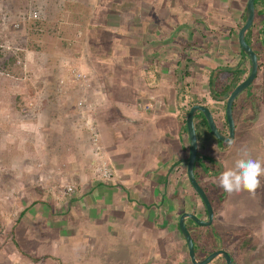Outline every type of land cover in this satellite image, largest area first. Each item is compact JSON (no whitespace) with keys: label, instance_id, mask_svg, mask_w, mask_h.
Wrapping results in <instances>:
<instances>
[{"label":"crops","instance_id":"obj_1","mask_svg":"<svg viewBox=\"0 0 264 264\" xmlns=\"http://www.w3.org/2000/svg\"><path fill=\"white\" fill-rule=\"evenodd\" d=\"M59 1L57 5H61V8L60 10L57 8V11L69 15L76 14V18L67 17L60 20L46 18V27L52 37L48 42L36 40L42 49L32 47L31 51L39 55V58L44 55V60L53 58L55 62L40 77L42 80L40 87L42 84L46 87L39 90L31 88L24 98L21 95L16 96V102L8 110L11 112L8 124L17 131L13 137L18 138L19 135L17 142H24V148L29 149L19 148L21 149L19 151L10 144L8 150L0 151V174L12 173L11 186L7 185L11 190L10 198L13 200L10 204L13 203L12 206L20 211L17 226L14 228V242L10 244L12 247L10 256L14 258L12 261L22 256L26 261L33 262L25 257L22 248H18L21 246L16 238L36 237L27 236L31 225L35 226L40 221L42 226L44 221L49 225L57 223V226L66 232L76 226V237L84 241L85 249L90 253H96L98 248L104 246L115 248L117 245L114 240L123 237L131 239L132 243L146 246L147 250L139 251L137 264L170 262L171 259H167V255H170L168 253L174 247L179 251L173 255L171 264L176 263L177 253L180 254L183 263H191L188 260L185 238L179 229V220L184 213H195L201 219L200 215L193 211V207L196 205L197 209L200 206L202 211L204 208L187 176L190 139L188 133L186 134L188 114L185 111L189 110L190 104H186L185 98L182 100L179 98L182 97L180 96L182 91L185 93L183 96L186 95L183 87L188 86L194 76L191 74L194 59L188 56V45L190 44L189 48L193 52L192 48L201 46L198 42L212 34L208 31L209 27L206 26L204 17L207 10L203 6L201 8L200 3L190 2L188 5L185 0H179L185 13L191 16V12L195 14L196 19L193 18L195 26H192L193 22H190V25L184 23L180 25L182 26L179 28L180 33L173 25L169 26L167 36L165 31L168 22L165 21V26H162L158 20L154 27L158 35L148 33L147 36V31L142 30V33L140 30L139 33L136 31L137 44H140L138 47H130H134L135 40L130 39L132 42H126V50L123 51V55L121 53L126 66L128 63L132 66L135 58L141 59L142 63L151 59L147 68L150 77L147 80L142 79L144 72L141 71L145 69L142 68V63L133 67L136 68L133 74L142 79V84L138 88L139 85L136 86L132 79L126 82L127 85L123 84L124 78L131 77L129 70L119 78L121 85L119 81L115 84V81H112L113 72L100 70L102 66L97 63L95 51L88 48L90 44L88 41L84 42V46L82 44L76 46L75 40L64 35L65 30L74 31L75 36H78L77 33H81V30L89 31L101 3L106 0L101 2L87 0L86 7L83 8L76 7V0L72 6L69 0ZM205 1L208 7L216 6L221 10L219 15H224L222 19L216 20L218 24L234 29L239 28L244 20L246 22L248 0ZM104 8L102 13L105 17H102V25L111 29L112 23L109 21L121 12L112 9L110 3ZM263 18L264 14L261 19ZM203 19L206 24L196 23L197 20L202 22ZM259 22L257 33L264 30V22ZM142 34L147 38L144 39ZM115 36L117 35L109 36L110 41L104 43L105 48L110 44L114 46L117 43L122 44L118 39L123 37ZM148 40L150 44L147 43ZM158 45L161 48L157 51L155 46ZM29 48L30 45L26 49ZM221 55L219 54L220 59ZM195 57L197 58L195 62H198L195 65L201 66L199 72L203 74L205 72L203 67H206V63L203 62L209 60L206 57ZM94 58L96 62L92 61ZM77 66L83 70L82 72L90 73L91 85L86 92H81L74 78L73 70ZM175 69H179L178 73L182 71V77L181 79L178 77L177 82L173 74ZM185 73H188L187 78ZM45 77L50 80L57 78L55 83H61L62 90L57 89L56 93L51 81L43 83ZM170 77L174 79V83L171 86H164L163 82ZM82 98L89 104L88 112L82 114L91 117L97 126L100 141L115 167L116 176L112 180H103L97 167L93 165L90 136L87 129L84 130L78 122L81 117L78 103ZM19 100L24 103H19ZM31 101L35 102L34 106L41 107L42 111L39 113L35 112L39 110L33 111ZM36 114L37 116H34ZM4 159H8L12 167L1 164ZM41 175L51 176L53 184L74 183L76 192L63 201L59 200L56 193L49 191V184L45 183ZM3 178L5 179V173ZM200 182L202 186L210 182L208 173L201 177ZM192 192L199 200L193 207L189 199L185 202L183 197L182 205L174 204L175 193H180L186 198L187 194L192 195ZM209 197L213 200L210 195ZM168 218L172 221L167 222ZM189 221V219L185 221L188 229ZM86 228H89L88 235L80 236L78 231H84ZM162 254L165 255L163 256L165 263ZM45 257L47 259L43 263L34 264L54 261L62 264L61 260L55 259L52 255ZM168 262L167 264H170Z\"/></svg>","mask_w":264,"mask_h":264},{"label":"rangeland","instance_id":"obj_2","mask_svg":"<svg viewBox=\"0 0 264 264\" xmlns=\"http://www.w3.org/2000/svg\"><path fill=\"white\" fill-rule=\"evenodd\" d=\"M99 1L101 2V0ZM112 1L110 2V6L112 7V9H117L121 13L114 15V18L109 21L112 23L111 29L108 27H104L105 32L103 31L101 39L104 41V43L107 44L108 41H110L109 36L117 35L115 37L118 38L121 35L123 38L118 39V41L121 40L122 44L117 43L115 46L110 44L105 49L103 48L106 45H102V48H94L96 58H98L97 63H100V65L102 66L100 67L101 71L113 72L114 76L112 77V81H115V84H118L121 75H124V72L129 70L132 78H124L123 82L125 83L123 84L127 85L126 82L132 79L134 80V84H136V86L139 85L138 88H140L142 79L147 80L150 77V72H147V68L150 66L149 64L151 63V59L149 61L146 60L142 63L141 59L135 58V62L132 64V66L129 63L126 66L125 61L122 59L123 56H121V53L123 55V51L126 50V42L131 41L130 39H132L135 40L133 43L134 47H130L135 48V46L138 45V37L136 38V31H138V33L140 30L141 32L142 30H144L143 32L147 31L146 35L148 33L151 35L154 33L157 34L154 27H156V23L158 22V20H160L162 26H165V21L166 23L168 22L167 31H165V34L168 36L169 26L172 27L173 25L176 28L175 30H177L182 27L180 25L184 23H188V25H190V22L192 23L193 18L196 19V17L192 12V16L189 15V13H185L184 7H181L179 0ZM185 2L187 4L190 2H194L196 4L200 3V7L202 8L203 6L204 9L207 10V13L204 16L207 24L205 23L204 19L202 22H199V24L205 23L207 27L212 28L214 31L216 29V26L220 27V30L224 29L223 24L220 25L218 24V22L214 24L209 23L210 21L214 22L217 20V15L219 14V11H221L219 8H217L216 6L208 7V4L205 0H185ZM31 5L32 4L27 3V0H0V60L2 58L9 59L10 55L16 54V50H14L13 47L15 43L17 44L18 39L23 41V39L27 37L26 41L28 40V33L24 30V22L21 19H18L16 13L20 9L24 11L25 8L26 11H28V7H31ZM263 14L264 0H257L256 20L254 22V25L256 26L255 29L260 25L259 21L264 22V18L261 19ZM73 17L76 18V16ZM192 26H195L194 22L192 23ZM80 32L81 33H77L78 36H75L73 34L74 31L65 30L64 35L75 40V43H77L76 46H81V44L82 46H84V42L87 43V38L85 37L88 36V31L81 30ZM133 33L134 35H132ZM178 33H180V31ZM259 33H263V36ZM259 33L253 36L251 44L253 45L254 50L259 57V64H262V68L260 70V73H258V77L255 83L253 82L254 85H252V87L247 89L239 96V98H237L238 107H236L234 110V120L236 125L234 139L231 141V143L222 142L212 136L209 137V139L206 138L207 140L204 138H200L198 141L199 149L202 150L203 148L205 156H207V163L205 161L203 163V167L204 169H206V167L208 166V169L212 170L210 182L207 184V186H204L207 188L209 195L214 201L213 207L216 214L214 223L210 227H201L194 223L192 220L191 222H188V226L191 230L190 232L192 233V235L195 236L198 231L200 233H203V236L206 240V245L211 247L215 244L220 248L225 247L233 256L234 261L239 262V264L243 263L244 259L253 261L254 258H250V256H246V258H244V253L239 251L236 254L234 252V250L231 248V245H229V242H231L232 237L235 233L240 236V239L244 236H247L248 234L249 235L247 236V239L249 238L252 242L257 239L256 246L257 248H259L258 251L261 252V255L262 253H264V177H261V184L254 192L242 190L240 192L233 193H227L221 187H219L218 177L223 171L233 167L235 160L239 158L238 153L242 149H248L252 158L264 161V30L263 32ZM146 35L144 36V34H142V37L145 39L147 38ZM115 37L114 41H116ZM99 38L100 37H98V39ZM34 42L35 40L32 37L31 41L29 42V45H31L30 48H25V51L21 57V62L19 60L20 66L16 68L9 67L8 70L0 68V151L2 149L8 150L7 147L10 144H13L14 147L18 148L19 151H21L22 148V150L29 149L28 147L26 149L24 148V142H17V139L20 138L19 135L18 138L13 137L15 136V133L17 131L14 130L15 127L13 128L8 124L11 118V112L8 110L13 106V103L16 102V96L21 95V97L24 98L25 96H27V93L31 88H36L39 90L46 87L44 84H42V87H40L42 83L40 77H42V73H44L47 68L53 65L55 62L53 61V58L44 60V55L40 56L39 58V55H37L36 53H32L31 51H33L32 46L34 45ZM147 43L150 44L151 42L148 40ZM198 43L201 46L192 48L193 52L191 51V48H189L190 44L188 45V56L190 55V57H206L209 62H203L206 63V67H203V70L205 71L203 74L201 73L199 77H194V75L192 77L193 80L189 82L188 86L183 87V89H185L186 91V95L183 96L185 93L184 91H182V94L180 95L182 97H180L179 100L185 98L186 104H190V106L193 104V102L203 105L206 104L210 106V110L212 109V113L220 115L224 113V105L226 102L215 100L216 95H214V93H210L208 83L210 81V77L214 76L215 78L216 75H218L221 79H227L229 74L225 73V71L222 69H217V67H222V65L227 66L231 64L223 62V60L220 59L221 57L218 55V53L220 52L223 53L221 49H223L224 46V44L222 43L221 48L217 47L219 46V39H216L215 42L210 43L205 39L202 40V42ZM209 45L212 50L210 49ZM212 45H215L216 47H212ZM155 47L157 51L159 50L158 48H161L159 45ZM225 47L229 50L231 48V45H225ZM149 48L151 47L149 46ZM99 49V52L96 51ZM235 49H237V47ZM206 50H208V52H206ZM211 51H213V53L215 52L214 55L209 54ZM36 52L40 53V51ZM56 56L59 57L58 54ZM238 59L239 58L234 59L231 67L233 65H237ZM92 61L96 62V59L94 58L92 59ZM195 61H197L196 57L194 58L193 66L198 63ZM138 63H142V68H145L142 71L140 70L141 72H144L143 76L141 74L142 79H139L140 76L133 74V70H136V68L133 67L139 66ZM243 64L247 66V76L250 73L248 61L243 62ZM199 67L201 66H197L196 69L200 71L201 69H199ZM233 68L234 67H232V69ZM74 69L75 70L73 71L80 72L81 75L86 76V78L88 79L87 83L76 80L81 92L88 91L87 89L89 88L86 85H91V81H89L90 73L87 71L82 72L83 70H80L78 66ZM173 74L177 82V78L181 76L178 71H176V69L173 71ZM170 78H168V81L163 82L164 86H171L174 83V79ZM56 79L50 80L48 79V77H45L43 79V83L47 80L48 83H50L51 81L53 87L56 88L54 91L57 93V89L62 90L60 88L62 85H60L61 83H55ZM167 82L169 84L166 85ZM119 83L121 85L120 81ZM185 101L182 102L184 103ZM19 103L24 102L20 100ZM34 104L35 102L31 101L30 105H33V107H31L32 110H39L35 111L36 113L41 112V107H38L37 105L34 106ZM244 104L248 105L247 111L242 108ZM34 116H37V114ZM88 121L92 122V118H88L87 115H84L81 112V117L78 122L79 125L84 128V130L87 129L85 122ZM93 127L95 129L97 128L95 124ZM196 129L198 133L199 127L197 125ZM87 131L89 136H91V129ZM38 162H40V159H38ZM2 163L3 165L6 164L8 166H11V163H9L8 159H4L1 164ZM2 169H4V166ZM208 169L203 171V173L205 172L204 175H206V173L209 174ZM4 173L5 179L3 178ZM4 173L0 174V264H34L31 261L29 262V260L26 261V258L23 259L24 257L22 256H20V259L12 261L13 256H10V250L12 248L10 244L14 242V228L17 226L20 211H17V208L12 206L13 203L10 204V202H12L13 200L10 198L11 190L9 187H7V185L9 184L11 186L12 173ZM192 195L193 197L191 198L190 196ZM192 195L187 194V196H189L190 198H187V196L185 198L180 193H175L173 195V200L175 202L174 204L182 205L183 197L185 199V202H188L189 199L193 207L196 201L198 202L200 199L198 200V197L196 198V194L194 195L193 192ZM194 209L195 205L193 207V211ZM195 211L200 215L202 220L207 219L206 214H204V212L202 211V207H197ZM168 221L170 222L172 221V219L168 218L167 222ZM45 225H47L48 227H44ZM88 232L89 228H86L84 231H78L80 236H83L84 234L88 235ZM32 235L36 237H24V239L16 238L18 244L21 246L24 252L34 257L52 255L53 257H55V259L61 260L62 264H137V261L139 259V251L146 249V246L144 247L143 245L135 242L132 243L131 239L118 237V239L114 240V243H116L117 247L110 249L109 246H104L102 248H98L96 253H90L87 249H85L84 241L80 237H76V226H73L70 231L66 232L65 230L59 228L57 226V223H52L49 225L44 221L42 222V226L40 221H38V224H36L35 226L33 224L31 225V230L29 231V234L27 236ZM252 235L254 236V238H252ZM7 251H9V253ZM178 251L179 249L175 247L170 250V253H168L170 255H167V259H171V261H167L168 263L171 264L173 262V255H175V252ZM163 256L165 255L162 254V260L165 263ZM179 256L180 254L177 253L175 264H191L183 263V261L180 260ZM152 257H154V255ZM167 262L165 264H167ZM46 264L58 263L54 261L52 263L49 262ZM152 264L162 263H158L156 261ZM259 264H264V256H262L261 262H259Z\"/></svg>","mask_w":264,"mask_h":264},{"label":"trees","instance_id":"obj_3","mask_svg":"<svg viewBox=\"0 0 264 264\" xmlns=\"http://www.w3.org/2000/svg\"><path fill=\"white\" fill-rule=\"evenodd\" d=\"M57 1L60 2L59 0H49V1L48 0H42V1L40 0V2H39V0H31V1L27 0L28 4H32L31 7H28V11H26V8L24 9V11L22 9H20L16 13V15H17L18 19H21L24 22V30L28 33V40L26 41L27 37H25L23 39V41L18 39V42L16 41L17 44L15 43V45L13 47L14 50H16V54L10 55L9 59L2 58L0 60V68H2L4 70H8L9 67L10 68L11 67L16 68V67L20 66L19 60L21 62L22 54L24 53L25 48H27L29 46V42L31 41L32 37L34 38L35 41L38 39H41V40L47 41V42L50 41L52 34L49 33V30L46 27L47 26L46 25V18L51 17V18H55V19L60 20V19H65L67 17L74 18L73 16H76V14L69 15V14H63L62 11L58 12L57 8H58V10H60L59 8H61V5H57ZM69 1H70L69 2L70 6L74 5L75 0H69ZM111 1L112 0H106V1H103L101 3V7L99 8L100 10L98 9L99 11L95 15V22L90 27V30L87 32L88 36L85 37V38H87V41L90 43L88 48L93 52L95 51L94 48H102V45H105L104 41L101 39V37H102L101 35L103 34V31H104V27L102 25V17L104 16V14L102 12L105 10L104 6L108 5ZM86 3H87V0H76L75 5H76V7L78 6V8L79 7L83 8V7H86ZM63 6H64V4H63ZM33 13H38V17H39L38 20H33L31 18L30 14H33ZM198 22H200V20L196 21V23H198ZM214 23H217V22L215 21ZM200 24H202V23H200ZM244 24H245V20L240 24L239 28L237 27V28L233 29V27L230 28V27H224L223 26L224 29L220 30V27H218L219 28L218 31L225 32L226 34H228L230 32L231 35L233 37H235L238 35L239 30L242 28V26ZM255 27L256 26L253 25V27L248 32V35H247V42L248 43H250L251 42L250 39H253V36L255 34H257ZM98 37H100V38L98 39ZM32 47L37 49V50L42 49L38 42H34V45ZM103 49H105V47ZM240 53L243 57L245 56V53L242 50L240 51ZM261 66H262V64L261 65L259 64V71L258 72H260V70L262 68ZM246 67L247 66L245 64H243L241 66H237L234 69L228 68V70L225 71V73L229 74L227 79H221L218 75H216L215 78H214V76L210 77V81L208 83L209 88H210V93H214V95H216V97H218L220 100L227 103V100H228L229 96L231 95V93L234 91V89L248 77V75L246 76V71H247ZM187 76H188V74L186 73V78H187ZM256 79H255V81H256ZM255 81H254V83H255ZM254 83L252 85H254ZM252 85L250 87H252ZM249 88H247V89H249ZM19 102H20V100H19ZM226 103L224 105V113L218 115V118L221 122H223L224 127H228V122H227V117H226ZM194 104H197V103L193 102V105ZM236 107H238L237 99L235 100L234 106H233V116H234V110ZM242 108L245 111H247L248 105L244 104L242 106ZM196 120L199 121L197 123V125L199 127V130L197 133L198 141L200 138L209 139V137L214 136L210 131V128L208 126L206 118L204 117V115L201 112L196 115ZM185 129H186V127H185ZM186 134H187V129H186ZM198 145H199V143H198ZM203 150H204L203 148H202V150L198 149L197 160H196L195 170H194L196 179H197L199 184H201V182H200L201 177L206 176V175H204L205 172L203 173V171L208 169V166L206 167V169H204V167H203V163L207 159L206 158L207 156H205V153ZM206 163H207V161H206ZM206 165H208V164H206ZM208 171H212V170L208 169ZM208 175L210 178L212 176L211 172ZM207 184L208 183H205L204 185L207 186ZM205 186H203V187L208 192V190H207V188H205ZM211 202H212V204L214 203L213 200H211ZM195 207H196V205H195ZM203 208H204L203 209L204 213L207 214V210H206L205 205ZM194 212H195V209H194ZM190 222H191V220H190ZM247 236H244L243 238L240 239V236L238 234H236L235 237L237 239L235 238L234 240H231V242H229V245H231L232 248L236 247L234 249L235 250L234 252L236 254H237V252L240 251V252L244 253V258H246V256H250V258H251L254 254V250H253L254 246L252 247L251 240L249 238L247 239ZM193 238H194L196 256H197L198 260H203L206 257H208L210 254H212L213 252L221 249L219 246H217L215 244L211 247L206 245V240L203 236V233H200L199 231L196 233L195 237H193ZM18 248L21 249V247H18ZM24 255H25V257L31 259L33 261V263H39V262L43 263L47 259V257H45V256H42V257L29 256L26 254V252H24ZM187 255H188L189 262H191L189 254H187ZM262 256H264V253H262V255H259L258 257H262ZM258 257H255V258L257 259ZM242 259H243V256H242ZM215 261L217 262L218 259H216ZM250 263H251V261L248 260L247 264H250ZM215 264H218V262Z\"/></svg>","mask_w":264,"mask_h":264},{"label":"water","instance_id":"obj_4","mask_svg":"<svg viewBox=\"0 0 264 264\" xmlns=\"http://www.w3.org/2000/svg\"><path fill=\"white\" fill-rule=\"evenodd\" d=\"M255 15H256L255 0H248L247 14H246L247 19H246L245 25L239 32V45L242 51L246 53L247 56L249 57V60L251 62V71L248 77L234 89V91L231 93V95L229 96L227 100L226 117H227V122L229 124V134L224 136L218 130V127L214 121V118H213V115L210 109H208L207 107L203 105H194L193 107H191V109L189 110L188 116H187V133L190 139V155H189L188 163H187V176H188V179L194 191L199 196V198L202 200L207 210L206 220L200 219L194 213H184L179 220V229L185 238L187 249H188V254L193 264H210L216 258L220 256L225 258L227 264H233L231 256L224 250L215 251L212 254H210L208 257H206L205 259L198 260L196 256L194 240H193L191 232L188 229L185 221L186 219L192 220L194 223H196L197 225L201 227H209L213 223V220H214L213 205L210 199L208 198L205 190L198 183L196 176H195V172H194L195 164L197 160V154H198V139H197V133H196V127H195V115L198 112H201L205 116L208 126L210 128V131L216 139L222 142H231L234 139L235 129H236L235 120L233 116L234 102L247 88H249L253 84V82L255 81L257 77L258 69H259L258 56L256 52L253 50V48L246 41V34L253 26Z\"/></svg>","mask_w":264,"mask_h":264},{"label":"flooded vegetation","instance_id":"obj_5","mask_svg":"<svg viewBox=\"0 0 264 264\" xmlns=\"http://www.w3.org/2000/svg\"><path fill=\"white\" fill-rule=\"evenodd\" d=\"M223 16L224 15H222V14H218L217 15V19L218 20H220V19H222L223 18ZM255 17H256V15H255ZM246 23V22H245ZM245 25V24H244ZM243 25V26H244ZM254 25V24H253ZM243 26H242V28H243ZM241 28V29H242ZM240 29V30H241ZM180 29H177L176 31H179ZM218 30V27H216V29H215V31L212 29V28H209L208 29V31H211L212 32V34L210 35V37H207V41L210 43V42H215L216 41V39H219V46H217V47H220L221 48V44L223 43L224 44V46H223V49H221L222 50V52L223 53H218V55L219 54H222L221 56H222V59H223V61L224 62H228V63H231V62H233L234 61V59H237V58H239L238 59V63H237V66H241V65H243V62H246V61H248V65H249V67H250V71H251V62H250V60H249V57L247 56V54L245 53V56L243 57L242 55H241V53H240V51L242 50L241 49V47H240V45H239V32H240V30H239V32H238V35L237 36H235V37H233L232 35H231V33L229 32L228 34H226L225 32H221V31H217ZM249 32V31H248ZM248 32H247V34H246V41H247V35H248ZM200 33H201V31H200ZM224 33V34H223ZM250 39V38H249ZM252 39H250V41H251ZM208 43V44H209ZM228 43V44H227ZM248 43V42H247ZM252 48H253V50H254V47H253V45L251 44V42L250 43H248ZM225 45H231V48L228 50V49H226V47H225ZM209 47H210V45H209ZM212 47H216L215 45H212ZM225 47V48H224ZM237 47V49H235ZM210 49H211V47H210ZM212 50V49H211ZM210 51V50H209ZM255 51V50H254ZM235 52V53H234ZM215 53V52H214ZM214 53H213V51H211L209 54H211V55H214ZM257 54V53H256ZM258 56V55H257ZM195 57H193V59H194ZM209 62V61H208ZM258 62H259V57H258ZM198 64V63H197ZM232 65V64H231ZM195 68H193V71H192V75H195L194 77H199L201 74L199 73V70L197 71V69H196V65L194 66ZM228 68H231V66L230 65H227V66H220V67H217V69H222V70H224V71H226V70H228ZM176 71H178V70H176ZM249 71V72H250ZM181 73H182V71H181ZM181 73H180V71H179V74H180V76L182 77V75H181ZM214 73V72H213ZM258 73H260V72H258ZM186 74V73H185ZM188 74V73H187ZM212 74V73H211ZM250 74V73H249ZM257 76H258V74H257ZM181 77H180V79H181ZM257 78V77H256ZM165 81H168V79H165ZM209 88V87H208ZM210 89V88H209ZM215 100L217 101V100H220L218 97H215ZM222 101V100H221ZM193 105V104H192ZM191 105V106H192ZM198 105H203V104H199L198 103ZM203 106H205V107H207L208 109H210V106H208V105H206V104H204ZM212 110V109H211ZM210 110V111H211ZM198 113H200V112H198ZM197 113V114H198ZM211 113H212V111H211ZM196 114V115H197ZM212 115H213V118H214V121H215V123H216V125H217V127H218V130L224 135V136H226V135H228L229 134V124H228V127H223V122H221L220 120H219V118H218V115L217 114H215V113H212ZM205 117V116H204ZM195 120H196V117H195ZM199 121L198 120H196V123H198ZM198 147H199V145H198ZM219 151V150H218ZM201 185V184H200ZM202 186V185H201ZM202 188L204 189V187L202 186ZM205 190V189H204ZM205 192H206V194H207V196H208V198H209V194H208V192L205 190ZM198 196V195H197ZM199 197V196H198ZM200 199V198H199ZM210 199V198H209ZM201 200V199H200ZM202 201V200H201ZM211 201V200H210ZM212 203V202H211ZM202 205H203V207H204V204L202 203ZM213 205V204H212ZM214 208V207H213ZM206 216H207V214H206ZM214 219H215V212H214ZM213 222H214V220H213ZM212 225H213V223H212ZM210 227V226H209ZM230 229H232V228H230ZM237 233H235L234 234V237H232V240H234L236 237H235V235H236ZM239 238V237H238ZM252 238H254V236L252 235ZM237 239V238H236ZM255 239H256V237H255ZM257 240V239H256ZM256 240H254L253 242L251 241V245H252V247L254 246V254H253V258H254V260L253 261H251V263L250 264H259V262H261V258L262 257H258L259 255H261L260 253L261 252H259L258 251V249L259 248H257V246H256ZM236 241V240H235ZM232 248V247H231ZM236 248V247H235ZM235 248H232L233 250L235 249ZM219 250H224V251H226L230 256H231V258H232V261H233V264H239V262H235L234 261V259H233V256L231 255V253H229V251L224 247V248H221V249H219ZM219 250H217V251H219ZM235 251V250H234ZM255 257H258L257 259L255 258ZM216 259H218V264H227L226 263V260H225V258L224 257H222V256H220V257H218V258H216ZM215 259V260H216ZM213 261L212 263H210V264H215V263H217L216 261ZM259 261V262H258ZM247 262H248V259H244V261H243V263H241V264H247ZM192 263V262H191Z\"/></svg>","mask_w":264,"mask_h":264},{"label":"built area","instance_id":"obj_6","mask_svg":"<svg viewBox=\"0 0 264 264\" xmlns=\"http://www.w3.org/2000/svg\"><path fill=\"white\" fill-rule=\"evenodd\" d=\"M33 19H38L37 14H33ZM74 78L77 81H83L85 83L88 82L86 76L81 75L80 72H73ZM90 81V80H89ZM88 88L90 84L86 85ZM84 89V88H83ZM86 92V91H85ZM79 108L82 113L88 111L89 105L85 98L79 101ZM87 113V112H86ZM87 115V114H86ZM89 118V116L87 115ZM87 126V130L92 131V135L90 136V147H91V154L93 155V165L97 167V170L103 180H112L116 176V170L112 163V160L107 156L106 151L100 141V135L98 133L97 128L95 129L94 123L92 122H85ZM46 184H49V191L52 193H56V198L59 200H65L70 195L76 192V186L74 183H60L57 182L56 184L51 183V176H42ZM44 184V183H43ZM45 186V185H44Z\"/></svg>","mask_w":264,"mask_h":264},{"label":"clouds","instance_id":"obj_7","mask_svg":"<svg viewBox=\"0 0 264 264\" xmlns=\"http://www.w3.org/2000/svg\"><path fill=\"white\" fill-rule=\"evenodd\" d=\"M33 14L38 15V13ZM33 14H30L31 18ZM235 66L237 67V65L232 67L236 68ZM194 105H198V103ZM193 106H190L189 110ZM189 110L187 113H189ZM238 157L233 167L223 171L218 177L219 187L227 193L240 192L242 190L254 192L261 184V177H264V161L252 158L250 152L246 148L240 150Z\"/></svg>","mask_w":264,"mask_h":264}]
</instances>
